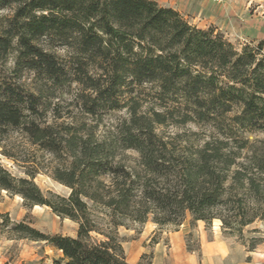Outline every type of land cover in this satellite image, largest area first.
Returning a JSON list of instances; mask_svg holds the SVG:
<instances>
[{
    "label": "trees",
    "instance_id": "16d2710c",
    "mask_svg": "<svg viewBox=\"0 0 264 264\" xmlns=\"http://www.w3.org/2000/svg\"><path fill=\"white\" fill-rule=\"evenodd\" d=\"M24 72L33 75L31 87ZM71 83L81 86L85 114L126 106L128 118L102 136L84 121L48 120L55 88ZM146 84L171 109L141 112L137 97ZM171 110L180 122L211 123L223 138L165 139L157 126ZM260 130L263 40L238 50L156 0H0V154L17 161L6 141L18 132L60 161L53 178L70 191L44 193L33 181L37 167L14 176L1 162L0 189L77 223L68 236L11 221L19 236L60 251L64 264H152V253L129 263L118 235L150 215L159 227L178 226L187 213L206 226L218 218L241 237L244 226L264 221V148L240 133ZM127 150L137 153L130 165ZM259 244L264 237H252L246 249Z\"/></svg>",
    "mask_w": 264,
    "mask_h": 264
},
{
    "label": "rangeland",
    "instance_id": "374dc122",
    "mask_svg": "<svg viewBox=\"0 0 264 264\" xmlns=\"http://www.w3.org/2000/svg\"><path fill=\"white\" fill-rule=\"evenodd\" d=\"M160 5L176 9L189 23L201 29L212 28L214 32L220 33L236 49L245 44L256 45L264 41V0H156ZM3 11L2 13H5ZM58 54H64L58 50ZM11 66V63L8 64ZM22 80L28 87H31L34 80L30 72L22 74ZM148 84L141 87L139 97L141 112H150L152 109L167 111L171 104L162 105L154 96V89ZM55 95L49 99L51 108L55 114L48 113V120L52 115L61 116L58 122H86L96 132V135H105L108 131H114L117 125L128 118L126 106L109 110L100 116L91 117L85 114L77 101V94L81 86L76 83L63 85L55 88ZM127 98L125 95L122 102ZM172 111V110H171ZM232 113H230L231 115ZM164 124L157 126V131L165 138L174 141L176 144L185 143L199 144L210 138H223L222 134L211 123H197L194 121L180 122L181 116L177 111L166 114ZM242 136L253 142L257 147L264 148V130L247 132L242 131ZM6 148L15 155L16 160L7 158L0 154V162L14 176H24L26 167L35 166L38 172L34 175L33 181L46 193L47 191L67 196L69 188L53 178V169L60 161L47 151L39 150L36 146L29 144L18 132L11 133L6 141ZM137 153L133 150L124 152V162L133 164ZM0 213L7 214L10 220L2 223L0 218V264H64L61 259V252L52 248L44 241L30 240L21 237L11 230L12 222H23L27 225L46 234H60L74 236L77 223L69 218L59 216L44 205H27L18 195L8 193L0 189ZM152 216L144 223L127 222L125 226L118 228V235L122 239V246L125 255L128 256L129 244L139 237L145 225L156 224ZM154 233L150 235L143 253H152L154 261L153 240L163 241L167 244L166 230L175 227L181 228L184 232L185 243L192 249L198 259V264H214L210 256L202 255V244L212 245L223 243L226 245L225 258L222 264H264V244H259L254 251H247L248 244L252 237H264V221L255 220L241 229V237L238 234H229L222 228L221 220L213 218L206 226L202 220L194 221L187 213L184 220L178 226L156 224ZM165 232V233H164ZM202 232L205 238H199ZM139 260V259H138ZM172 257V264H174ZM169 253L161 255L160 263L168 264ZM211 261V262H210ZM137 262V261H136Z\"/></svg>",
    "mask_w": 264,
    "mask_h": 264
},
{
    "label": "crops",
    "instance_id": "0c3cea01",
    "mask_svg": "<svg viewBox=\"0 0 264 264\" xmlns=\"http://www.w3.org/2000/svg\"><path fill=\"white\" fill-rule=\"evenodd\" d=\"M156 227V224H151L150 226L145 225L139 237L130 242L128 256H126V259L129 263H135L138 261L140 255L145 251L146 248V246H144V242H148L150 235H152L155 229H157ZM166 237L167 244H164L161 240L154 244L152 248L154 261L152 264H165L160 263V258L161 255L165 254L166 252H168L170 256V261L168 264H172V257L175 259L174 264H198V259L194 253L186 249L184 232L181 228L166 230ZM199 238H205L202 232H200ZM201 248L202 255H205L203 249L205 248L207 251L206 255H208V257L210 256V260L214 262V264H222L227 251L225 244L216 243L206 246L202 244Z\"/></svg>",
    "mask_w": 264,
    "mask_h": 264
},
{
    "label": "built area",
    "instance_id": "2783aa9c",
    "mask_svg": "<svg viewBox=\"0 0 264 264\" xmlns=\"http://www.w3.org/2000/svg\"><path fill=\"white\" fill-rule=\"evenodd\" d=\"M214 1H220V0H214Z\"/></svg>",
    "mask_w": 264,
    "mask_h": 264
},
{
    "label": "bare ground",
    "instance_id": "6f19581e",
    "mask_svg": "<svg viewBox=\"0 0 264 264\" xmlns=\"http://www.w3.org/2000/svg\"><path fill=\"white\" fill-rule=\"evenodd\" d=\"M37 206V205H36ZM39 206V205H38Z\"/></svg>",
    "mask_w": 264,
    "mask_h": 264
}]
</instances>
